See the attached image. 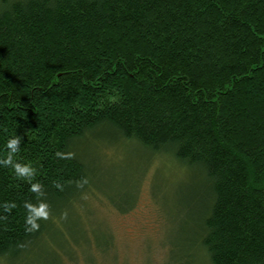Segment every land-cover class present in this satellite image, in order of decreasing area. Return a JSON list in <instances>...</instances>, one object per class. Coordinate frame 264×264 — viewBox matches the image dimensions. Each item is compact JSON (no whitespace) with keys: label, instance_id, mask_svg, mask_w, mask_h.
Returning a JSON list of instances; mask_svg holds the SVG:
<instances>
[{"label":"trees","instance_id":"1","mask_svg":"<svg viewBox=\"0 0 264 264\" xmlns=\"http://www.w3.org/2000/svg\"><path fill=\"white\" fill-rule=\"evenodd\" d=\"M114 134L203 175L167 264H264V0H0V258L57 264L93 174L74 145Z\"/></svg>","mask_w":264,"mask_h":264},{"label":"rangeland","instance_id":"2","mask_svg":"<svg viewBox=\"0 0 264 264\" xmlns=\"http://www.w3.org/2000/svg\"><path fill=\"white\" fill-rule=\"evenodd\" d=\"M113 136L74 145L93 174L70 212L81 225L77 242L60 225L67 243L55 246L57 264H167L172 245L179 249L198 240L203 175L169 151L152 152ZM196 255L205 263L200 252ZM23 256L36 257L21 251L14 263L25 264ZM14 263L0 258V264Z\"/></svg>","mask_w":264,"mask_h":264},{"label":"clouds","instance_id":"3","mask_svg":"<svg viewBox=\"0 0 264 264\" xmlns=\"http://www.w3.org/2000/svg\"><path fill=\"white\" fill-rule=\"evenodd\" d=\"M19 143H20V137L18 136H14L8 139L7 145H8V148L10 149V153L8 157L4 159L3 161H0V163L8 164L11 162V159H12L11 153H14L17 151ZM13 166L16 170L17 175H20V176H31L32 173L34 172V169L29 167L28 165L22 166L20 164H14ZM32 189L34 191H37L39 189V185L33 184ZM25 206L29 209V215L26 217V221H25L27 225L31 226L29 230L38 228L39 225L36 223V218L37 217H45V218L47 217V212L45 211L46 205L41 203L37 207L32 204L26 203Z\"/></svg>","mask_w":264,"mask_h":264}]
</instances>
